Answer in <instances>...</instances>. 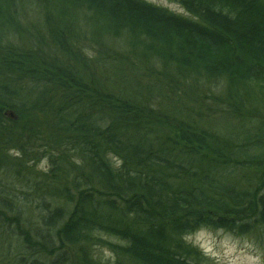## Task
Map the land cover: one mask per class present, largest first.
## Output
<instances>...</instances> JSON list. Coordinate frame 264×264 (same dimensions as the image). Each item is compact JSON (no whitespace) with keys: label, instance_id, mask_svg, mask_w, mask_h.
Here are the masks:
<instances>
[{"label":"trees","instance_id":"16d2710c","mask_svg":"<svg viewBox=\"0 0 264 264\" xmlns=\"http://www.w3.org/2000/svg\"><path fill=\"white\" fill-rule=\"evenodd\" d=\"M168 1L0 0V264L264 234V0Z\"/></svg>","mask_w":264,"mask_h":264},{"label":"rangeland","instance_id":"374dc122","mask_svg":"<svg viewBox=\"0 0 264 264\" xmlns=\"http://www.w3.org/2000/svg\"><path fill=\"white\" fill-rule=\"evenodd\" d=\"M143 1L167 9L175 14L184 17H189V15L185 12V10L182 7L168 0H143ZM87 53L90 57L94 55L93 52L91 51ZM193 104L195 103H192V105ZM40 120L44 122V117L40 116ZM10 153L12 155H16L14 151H11ZM109 160L111 162L115 161V159L112 157H110ZM45 166H46V161L43 158L36 164L35 168L37 171H39V170H43ZM202 230L205 232V240L211 241L215 250H221L222 243L225 241H227L230 244H234L235 251L233 253V258L237 260V264H253V262L250 261L248 258L255 256H260L262 264H264V234L263 233L257 232L255 234L239 235L236 233L226 232L225 230L222 229H211L207 227H201L198 230L192 232L191 234L186 235L183 240L186 242V244H189L194 248H196L205 257L204 264H218V262L214 256L210 254H206L204 250L201 248L200 244L196 242V236ZM188 236H192L193 239L192 240L186 239V237ZM3 240L6 241V239ZM111 242H115V241L111 240ZM0 245H2V243ZM3 250H4V245L3 248L0 249L1 254ZM94 255L96 256L97 259H100L102 262L110 261V263H112V261H114L113 253L110 251L109 248L102 245L98 246V248L95 249Z\"/></svg>","mask_w":264,"mask_h":264},{"label":"clouds","instance_id":"9594fccd","mask_svg":"<svg viewBox=\"0 0 264 264\" xmlns=\"http://www.w3.org/2000/svg\"><path fill=\"white\" fill-rule=\"evenodd\" d=\"M188 240H192V236L186 237ZM196 242L200 244L201 248L206 254H210L217 259L218 264H237V260L233 258V253L235 251V245L230 244L227 241L222 243L221 250H215L211 241L205 240V232L202 230L196 236ZM253 264H262L261 257H249Z\"/></svg>","mask_w":264,"mask_h":264}]
</instances>
